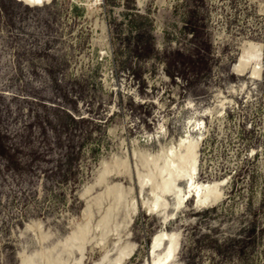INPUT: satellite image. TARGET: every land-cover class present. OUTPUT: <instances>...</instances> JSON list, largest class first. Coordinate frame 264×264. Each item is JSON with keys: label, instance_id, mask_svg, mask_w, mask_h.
<instances>
[{"label": "rangeland", "instance_id": "374dc122", "mask_svg": "<svg viewBox=\"0 0 264 264\" xmlns=\"http://www.w3.org/2000/svg\"><path fill=\"white\" fill-rule=\"evenodd\" d=\"M186 136L221 197L177 212ZM162 229L264 264V0H0V264H149Z\"/></svg>", "mask_w": 264, "mask_h": 264}, {"label": "bare ground", "instance_id": "6f19581e", "mask_svg": "<svg viewBox=\"0 0 264 264\" xmlns=\"http://www.w3.org/2000/svg\"><path fill=\"white\" fill-rule=\"evenodd\" d=\"M246 64V59L244 58H240V60L238 61V64H237V67L235 68L236 71H243V69H247L246 67H244ZM248 65V64H246ZM250 65V64H249ZM254 66V65H253ZM254 68V67H253ZM252 68V72H251V75H257V68ZM245 71V70H244ZM200 115V113H199ZM189 120V119H188ZM195 120V119H193ZM203 123V122H202ZM206 123V122H205ZM204 123V124H205ZM188 124V123H187ZM193 124V123H192ZM194 126V125H193ZM199 126H201L200 124V121L196 122L195 123V126L194 128L199 129ZM207 126V125H206ZM184 129V128H183ZM189 129V127H188ZM195 129V130H196ZM202 129H199V131H201ZM184 131V130H183ZM193 131V130H192ZM197 131V130H196ZM187 132V131H186ZM198 132V131H197ZM185 133V132H184ZM203 133V132H202ZM162 134V133H161ZM183 134V133H182ZM159 135V134H158ZM193 135V134H192ZM196 135V134H195ZM203 135V134H202ZM161 137V135H159ZM182 136V135H181ZM180 137V136H179ZM194 137V136H193ZM182 138V137H181ZM153 139V138H152ZM194 139V138H193ZM191 139L189 136H186V137H183L181 139V145H183L185 147V153L184 155H180V158L179 156L177 158L178 162L177 164L174 163L173 160L175 159H170V157L168 156V159L172 160L169 162L173 165V168L172 170L174 169L173 172H170L169 171V175H170V180H168L169 182V185L171 187H173L175 190H176V211L178 212L179 209H181L183 207V204L186 202V200L192 198L193 201H194V206L196 209H207V208H210V207H213L216 202L220 199L221 195H220V190H219V183H216V182H203V181H199L196 179V173H198L197 171V162H198V159H197V156H198V152H196L198 149L197 148V141L198 139L195 137V139H197V141ZM174 144V143H173ZM200 145V144H199ZM172 147V146H171ZM184 147L183 149L181 150H184ZM169 148V147H168ZM182 148V147H180ZM179 148V150H180ZM167 151V150H166ZM171 151V150H170ZM169 152V150H168ZM174 152V151H172ZM166 153V152H165ZM177 153V152H175ZM164 151L162 152V155L161 156H164ZM167 155V153H166ZM173 155V154H172ZM178 155V153H177ZM156 156V155H155ZM142 157V156H141ZM144 157V156H143ZM154 157V156H152ZM147 158V157H146ZM174 158V157H173ZM144 159V158H143ZM157 159V158H156ZM164 159V158H163ZM136 160V159H134ZM154 162V159L152 160ZM151 161V162H152ZM147 162V161H146ZM150 162V161H149ZM156 162V161H155ZM153 163V164H156V163ZM144 163V161H143ZM148 163V162H147ZM159 163V162H158ZM123 164V163H122ZM151 165V164H150ZM188 165V167H187ZM199 165V163H198ZM136 166V165H135ZM106 167V166H105ZM128 167V166H127ZM155 167V166H154ZM160 167V166H159ZM165 167V166H164ZM170 167V165H169ZM172 167V166H171ZM162 168V167H161ZM128 169V168H127ZM167 170V169H166ZM149 172V171H148ZM162 172H164L162 170ZM166 172V171H165ZM139 173V172H138ZM172 173V174H171ZM132 174V173H131ZM162 174V173H161ZM165 174V173H164ZM102 176V175H101ZM162 176V175H161ZM143 177V176H142ZM141 177V178H142ZM145 178L143 179H146V176H144ZM153 176H147L148 180L147 181H150L152 179ZM169 177V176H168ZM104 177H102V180H103ZM142 179V180H143ZM162 179H164V177H162ZM100 180H101V177H100ZM101 180V182H102ZM141 180V182H142ZM167 180V179H166ZM104 181V180H103ZM164 182V181H163ZM180 182H182V184H180ZM107 183V182H106ZM165 183V182H164ZM167 183V182H166ZM165 183V184H166ZM141 184V183H140ZM143 185L145 183H142ZM147 184H149V182H147ZM221 184V183H220ZM223 184V183H222ZM183 185V186H181ZM225 185V184H224ZM223 185V186H224ZM227 186V185H226ZM225 186V187H226ZM148 188V185L146 186ZM151 187V186H150ZM121 189H123V186L120 187ZM153 188V187H152ZM144 189V188H142ZM141 189V190H142ZM113 190V189H112ZM117 191V189H114ZM120 190V189H119ZM145 190V189H144ZM156 190V188H155ZM159 190V189H158ZM224 190V189H222ZM160 191V190H159ZM158 191V192H159ZM166 191V190H165ZM119 192V191H118ZM162 192H164L162 190ZM167 192V191H166ZM164 192V193H166ZM223 192V191H222ZM89 193V192H88ZM120 193V192H119ZM112 194H113V191H112ZM123 194V193H122ZM121 194V196H122ZM154 195V193H152ZM222 194V193H221ZM224 194V193H223ZM86 195V194H85ZM172 195V194H171ZM166 196V195H165ZM168 196V195H167ZM154 197V201L152 202V206L149 205L148 207V210L149 212L153 213L155 212V210L158 208L159 206V202L161 201L162 202V197L158 194H155ZM121 198V197H120ZM224 198V197H223ZM222 198V199H223ZM144 200V199H143ZM142 200V201H143ZM148 201V200H147ZM146 201V202H147ZM220 201V200H219ZM138 202V201H137ZM145 202V204H146ZM163 202H164V199H163ZM162 202V203H163ZM165 203L167 204V202L165 201ZM219 203V202H218ZM217 203V204H218ZM138 204V203H137ZM169 204V203H168ZM167 204V206H168ZM164 205V203H163ZM162 205V206H163ZM135 207V205H132V207ZM166 206V205H164ZM163 206V207H164ZM133 207V208H134ZM165 208V207H164ZM167 208V207H166ZM160 209V208H159ZM158 209V210H159ZM163 209V208H162ZM161 209V210H162ZM174 209V210H175ZM89 210V209H88ZM160 210V211H161ZM90 212V210H89ZM159 212V211H158ZM176 212V213H177ZM87 213V212H86ZM164 213V212H163ZM134 214V213H133ZM168 214V213H167ZM175 214H172L171 217H173V219L175 218ZM129 220V219H128ZM168 217H165L163 219V223H162V227H166V224L168 223ZM171 221V220H170ZM169 224V223H168ZM40 228V227H39ZM42 229V228H41ZM79 230V229H78ZM83 230V229H82ZM84 232V231H82ZM84 235V234H83ZM131 235V234H130ZM78 236V235H77ZM178 236L176 233L174 234H169L166 232V230H163L155 235L152 239V244H151V248L149 250V264H174L172 263L173 261V258L175 256V254L177 253V250L179 248V242H178ZM48 237V236H47ZM130 238V237H129ZM44 239V238H43ZM76 239V237L74 238V240ZM82 239V238H81ZM49 240V239H48ZM73 240V239H72ZM73 240V241H74ZM45 241V240H43ZM47 242V241H45ZM68 243V242H67ZM70 244V243H69ZM66 245V243L64 244ZM129 244H127L128 246ZM63 246V245H62ZM136 246V245H135ZM134 246H128L122 250H120V253L118 254L119 258H118V261L115 260L116 262H118V264H121L125 259H127L128 257L131 256V254H133V249ZM136 248V247H135ZM80 251V250H79ZM83 253V252H82ZM40 255V254H39ZM83 255V254H82ZM108 255V254H107ZM134 255V254H133ZM27 256V255H26ZM37 256V255H36ZM28 257V256H27ZM32 257V256H31ZM105 257V256H104ZM23 258V257H22ZM107 258V256H106ZM32 259H34L32 257ZM104 259V258H103ZM80 260V259H79ZM81 260H84L83 258ZM108 260V259H107ZM31 262V261H30ZM83 263V262H82ZM114 263V261H113ZM24 264H29V262H24ZM96 264H100V263H96ZM103 264V263H102ZM105 264V263H104ZM117 264V263H116Z\"/></svg>", "mask_w": 264, "mask_h": 264}]
</instances>
